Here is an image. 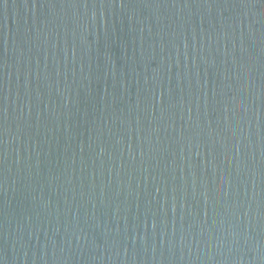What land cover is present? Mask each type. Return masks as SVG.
Here are the masks:
<instances>
[{
	"label": "water",
	"instance_id": "95a60500",
	"mask_svg": "<svg viewBox=\"0 0 264 264\" xmlns=\"http://www.w3.org/2000/svg\"><path fill=\"white\" fill-rule=\"evenodd\" d=\"M0 264H264V0H0Z\"/></svg>",
	"mask_w": 264,
	"mask_h": 264
}]
</instances>
